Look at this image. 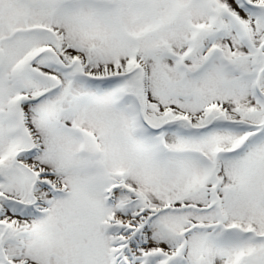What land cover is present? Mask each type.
Returning <instances> with one entry per match:
<instances>
[{"label":"snow or ice","instance_id":"snow-or-ice-1","mask_svg":"<svg viewBox=\"0 0 264 264\" xmlns=\"http://www.w3.org/2000/svg\"><path fill=\"white\" fill-rule=\"evenodd\" d=\"M0 264H264V0H0Z\"/></svg>","mask_w":264,"mask_h":264}]
</instances>
